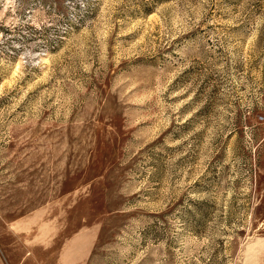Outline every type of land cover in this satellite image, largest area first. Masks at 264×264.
Returning a JSON list of instances; mask_svg holds the SVG:
<instances>
[{
  "label": "rangeland",
  "instance_id": "1",
  "mask_svg": "<svg viewBox=\"0 0 264 264\" xmlns=\"http://www.w3.org/2000/svg\"><path fill=\"white\" fill-rule=\"evenodd\" d=\"M0 264H264V0H0Z\"/></svg>",
  "mask_w": 264,
  "mask_h": 264
}]
</instances>
